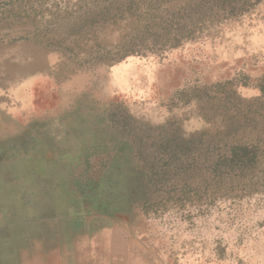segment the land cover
Returning a JSON list of instances; mask_svg holds the SVG:
<instances>
[{"label": "rangeland", "instance_id": "obj_1", "mask_svg": "<svg viewBox=\"0 0 264 264\" xmlns=\"http://www.w3.org/2000/svg\"><path fill=\"white\" fill-rule=\"evenodd\" d=\"M0 264H264V0H0Z\"/></svg>", "mask_w": 264, "mask_h": 264}]
</instances>
